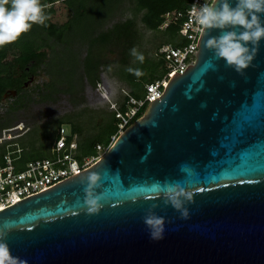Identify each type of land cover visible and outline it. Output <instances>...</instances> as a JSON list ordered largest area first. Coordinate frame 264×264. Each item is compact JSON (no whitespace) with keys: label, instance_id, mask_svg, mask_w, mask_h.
Wrapping results in <instances>:
<instances>
[{"label":"water","instance_id":"95a60500","mask_svg":"<svg viewBox=\"0 0 264 264\" xmlns=\"http://www.w3.org/2000/svg\"><path fill=\"white\" fill-rule=\"evenodd\" d=\"M220 32L93 165L0 209L12 264H264V39L238 73Z\"/></svg>","mask_w":264,"mask_h":264},{"label":"trees","instance_id":"16d2710c","mask_svg":"<svg viewBox=\"0 0 264 264\" xmlns=\"http://www.w3.org/2000/svg\"><path fill=\"white\" fill-rule=\"evenodd\" d=\"M54 0H42L40 5L44 16V24H33L31 28L21 34L12 43L0 47V101L8 91H15L10 111L24 107L30 100L36 101L29 87H25L27 74H37L38 68L43 65L48 72L49 79L37 86L38 100H51L58 93H67L70 96L81 95L83 80L86 79L90 86L99 83V69L105 64L102 51L117 48L121 51L122 59L131 55V49L137 44V29L133 17L114 23L111 27L100 29L103 23L112 15L120 0H62L69 10L68 19L62 24H56L49 19L52 9H47L46 4ZM133 13L142 12L141 20L148 29L157 30L161 24V15L166 10H183L189 0H131ZM11 7V3L5 5ZM178 25L170 24L163 29V43L179 45L185 42L178 34ZM78 38L86 43V53L82 59L73 49V40ZM62 44L57 49V44ZM162 44V43H161ZM159 44L157 48L161 45ZM155 57L143 56L141 62L135 57V62L127 65L122 62L117 75L120 80L130 87V93L136 97L144 95L143 84L151 82L164 73V60L160 55ZM12 58L9 59V56ZM133 56V55H131ZM82 73L77 74L78 67ZM129 69L140 70L142 75L136 76ZM83 99V96H80ZM73 101V99H72ZM124 107V103L120 108ZM69 124L78 133L77 157L95 155L98 144L108 146L112 136L117 132V119L112 110L105 121L101 120L95 125L96 131L83 137L80 136L81 125L70 118L63 117L56 122V127L47 129L43 126L41 141L23 144L24 151L21 159L16 163L18 168L31 159L44 158V153L39 151L49 141L54 143L60 124ZM12 119L0 116V131L9 127ZM53 145V144H52ZM50 146V145H49Z\"/></svg>","mask_w":264,"mask_h":264},{"label":"built area","instance_id":"2783aa9c","mask_svg":"<svg viewBox=\"0 0 264 264\" xmlns=\"http://www.w3.org/2000/svg\"><path fill=\"white\" fill-rule=\"evenodd\" d=\"M211 6L213 0H189L183 10H166L162 15L161 29L177 24L178 34L185 42L179 45L162 43L157 55L164 60V73L161 77L143 84L144 95L136 97L122 90L124 107L116 101L109 105L117 119V132L113 140L134 120L141 117L149 103L161 96L167 83L175 73H183L194 63L198 51V39L202 28L195 23L193 13L201 5ZM28 128L22 122L5 127L0 131V209L29 195L38 193L93 165L110 146L98 144L96 154L77 157L78 133L69 124H60L56 139L51 148V156L31 159L22 168L16 163L21 159L24 147L20 138Z\"/></svg>","mask_w":264,"mask_h":264},{"label":"rangeland","instance_id":"374dc122","mask_svg":"<svg viewBox=\"0 0 264 264\" xmlns=\"http://www.w3.org/2000/svg\"><path fill=\"white\" fill-rule=\"evenodd\" d=\"M42 0H39V2ZM47 1V0H45ZM47 9L53 11L49 13V19L56 23L62 24L69 17V10L66 8L62 0H54L46 4ZM142 12L133 13V4L131 0H120L112 15L103 23L100 29L111 27L114 23L124 21L127 18L133 17L137 29V44L135 48L137 53L147 57H155L157 46L163 43V29L158 27L157 30L148 29L141 20ZM62 44H57V49H61ZM75 48V49H74ZM73 49L78 55V59H82L86 53V43L80 42L78 38L73 40ZM132 50V49H131ZM104 53L105 64L99 69V83L92 87L86 79L83 80V91L81 95L75 94L70 96L67 93H58L54 99L38 100L37 86L49 79L48 72L44 71L45 67L41 65L38 68L37 74L28 73L25 81V87H29L34 94L36 101L30 100L26 102L24 107L14 111L9 110L16 93L8 91L4 94L0 101V116L3 118L12 119V125L22 122L28 131L20 138L21 145L29 144L30 142L38 143L41 141V133L43 126L47 129L56 127L57 120L67 117L73 122L81 125V137L96 131L97 122L108 117L110 112V103L116 101L120 106L124 100L123 91H130L128 84L119 79L117 72L123 61L127 65L135 62L134 56H127L122 59L117 48H110L102 51ZM12 55L9 56V59ZM123 60V61H122ZM82 73V68L79 66L77 74ZM83 96V99L80 98ZM73 99V101H72ZM53 141L44 142L39 151L44 153V157L51 156V148Z\"/></svg>","mask_w":264,"mask_h":264},{"label":"clouds","instance_id":"9594fccd","mask_svg":"<svg viewBox=\"0 0 264 264\" xmlns=\"http://www.w3.org/2000/svg\"><path fill=\"white\" fill-rule=\"evenodd\" d=\"M8 3L9 0H0V47L17 40L33 24H44L46 19L39 0H10V8L5 6ZM261 14H264V0H236L234 7L229 0H219L218 4L217 0H213L211 6L201 5L193 16L195 23L204 31L221 30L218 36L207 39L206 46L213 50L217 59H223L226 66L239 73L249 66L261 39H264V17ZM131 55L141 62L144 59L135 48L131 50ZM129 71L136 76L142 75L138 69ZM95 180L96 177L92 176L91 181ZM88 203L95 205L96 201L89 199ZM144 223L149 229L150 239L163 238L162 218L145 216ZM14 260L7 244L0 242V264H12Z\"/></svg>","mask_w":264,"mask_h":264}]
</instances>
